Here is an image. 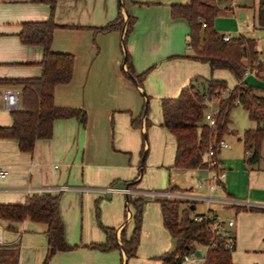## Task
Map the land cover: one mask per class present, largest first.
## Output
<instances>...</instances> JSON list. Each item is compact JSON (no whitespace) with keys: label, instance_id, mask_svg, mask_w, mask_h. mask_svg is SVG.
<instances>
[{"label":"crops","instance_id":"1","mask_svg":"<svg viewBox=\"0 0 264 264\" xmlns=\"http://www.w3.org/2000/svg\"><path fill=\"white\" fill-rule=\"evenodd\" d=\"M188 3L190 0H58L55 22L59 28L54 32L52 50L74 55L75 69L72 82L57 87L55 103L61 108L85 111L87 125L84 127L75 118L56 121L53 138L38 141L32 154L23 153L15 139H0V167L10 172L9 177L0 179V204L23 205L29 197L40 194V188L57 189L69 184L81 188L78 192L54 193L61 195L67 241L75 249L58 252L48 264H124L128 257L123 249L105 252L91 246L105 243L109 229L116 231L120 244L125 227L127 237L131 236L128 231L133 215L129 208L130 196L145 199L146 207L156 205L161 216L158 229L166 230L158 200L167 198L169 193L189 197L194 203V212L197 202L204 203L205 211L195 216L213 212L226 224L234 219L235 226L237 218L246 220L251 237H244L241 219L234 230V253L241 244L246 252L243 253L244 264H264V157L259 169L247 166L250 152L245 149L244 135L231 131L225 137L229 148L221 149L218 157L219 171H223L224 176L214 189L202 183L207 187L205 195L193 194L191 190L173 192V184L165 191L141 188L143 149L148 147V134L153 145L161 144L168 149L169 153L161 159L165 174L167 171L205 172L208 181L215 176L207 168L182 170L174 167L176 139L164 127L161 109L163 99L177 98L195 78L202 77V66L207 64L187 58L193 55L188 47L189 24L171 15L173 4ZM120 11L125 20L121 30L110 33L97 30L115 21ZM128 14L135 17L137 23L125 46ZM50 15L49 5L34 0H0V80L41 76L43 49L24 45L19 35L24 23L44 22ZM247 15V11L241 12V17ZM254 27L258 28L255 22ZM258 49L262 58L259 42ZM127 53L131 55L136 75L152 69L143 87L128 74ZM254 77L258 78L255 70L246 76L245 82L249 84ZM15 88L14 84H0L3 94ZM147 104L155 110L161 109L160 117L149 115V128L144 115ZM135 120L139 125L133 124ZM13 123L11 112L0 111V127H10ZM232 137L239 150L245 152L244 160L224 156L223 151L235 150L228 142ZM145 168L144 164V171ZM135 183L139 184L133 187ZM85 189L94 190V193L85 195ZM87 199L92 211L93 202L94 205L105 202L110 206L117 201L121 206L109 217L112 221L104 217V221L101 217L99 220L97 214L95 220L91 217L87 220L82 211ZM10 226L14 230H9ZM47 231L46 224L31 220L21 224L0 221L3 235L0 247L18 248L19 264H45L49 252ZM157 264L162 263L158 261Z\"/></svg>","mask_w":264,"mask_h":264},{"label":"trees","instance_id":"2","mask_svg":"<svg viewBox=\"0 0 264 264\" xmlns=\"http://www.w3.org/2000/svg\"><path fill=\"white\" fill-rule=\"evenodd\" d=\"M34 2L49 5L50 18L44 22L24 23L19 36L24 45L43 49L44 57L40 63L42 74L38 78L0 80V84H14L22 92L21 108L11 112L14 123L10 127H0V139L17 140L20 150L29 154L34 153L38 141L53 138L56 121L75 118L84 127L88 122L85 111L61 108L55 103L57 87L70 84L75 69L74 55L55 53L52 50L54 32L59 28L55 22L58 0H34ZM247 2L249 0H190L188 4H173L171 7L172 18L186 20L190 27L188 47L193 55L187 58L209 64L213 72L229 70L238 82L236 88L230 90L225 80L197 77L177 98L162 100L164 127L174 136L177 144L175 168L182 170L208 168L207 153L211 147H218L231 133V114L239 105L248 112L251 121L257 124L256 128L247 130L243 137L245 149L250 152L246 163L251 169L260 168L264 144V95H259L256 87L245 82L247 74L254 70L257 77L264 81V62L261 61L258 41L242 34L225 41L226 35L219 33L215 28V22L222 12L220 3L231 4V9L235 10L239 7L248 8ZM234 3L237 4L236 7H233ZM128 15L125 46L128 45L137 23L135 17ZM124 24L125 20L120 11L115 21L97 30L110 33L121 30ZM255 24L259 29L264 30V0H259ZM126 57L128 74L137 80L140 87H143L152 69L142 75H136L131 65V55L127 53ZM212 100H219L215 128H211L206 121L208 104ZM144 115L147 117L146 124L149 128L151 126L149 104ZM133 124L139 125L137 120ZM145 153L144 147L143 156ZM219 154L220 150H217L215 156L217 161ZM215 171L220 172L219 164L215 167ZM138 184L135 183L133 187ZM171 191L183 192L178 186L171 187ZM158 202L161 205L164 227L175 242V250L165 253L158 259L162 264H184L186 255H192L199 247L206 248L212 243V247L205 253L203 264H233L235 248L230 250L227 247L226 237L217 236L214 232L213 227L218 217L213 212L195 216L192 202L169 198L160 199ZM129 205H133L135 209L132 215L134 230L131 236L127 237V227H125L120 244L116 231L109 229L107 241L103 244H94L92 248L105 252L123 249L128 260L137 257L146 200L130 196ZM198 217H202L203 220H197ZM27 220L48 226L49 252L45 264H48L58 252L75 249L67 241L66 225L61 214V195L34 194L23 205L0 204V221L21 224ZM9 230H14V227L10 226ZM19 261L18 248L0 247V264H19Z\"/></svg>","mask_w":264,"mask_h":264},{"label":"rangeland","instance_id":"3","mask_svg":"<svg viewBox=\"0 0 264 264\" xmlns=\"http://www.w3.org/2000/svg\"><path fill=\"white\" fill-rule=\"evenodd\" d=\"M247 3L249 6L248 8L242 9L239 7L235 8V10L231 9V4L220 3L222 12L217 18L215 28L219 33L224 34L226 36L230 35L232 37H235L240 35V33H243L246 37L257 39V41L259 42L260 49L263 52L261 59L264 62V30H260L259 28L254 27V22L256 23L257 19L259 0H249V2ZM244 10L247 11L248 15L246 17H241V12H243ZM202 69L204 70H202V73L200 74L202 78L204 77L209 80H225L228 83L230 90L235 89L238 84L235 76L229 70H218L213 72L211 67L207 64L203 65ZM253 83H258V85H252ZM249 85L256 87L258 89L257 93L259 95H264L263 80L258 79L256 77L251 78V80L249 81ZM149 106L151 118L154 116H156V118L161 116L160 107L155 110V108L151 104ZM256 127L257 124L251 121L248 112L241 105H239L232 111L230 125L231 131L236 132V134L240 136H243L247 130ZM147 137L148 147L145 150V152L148 153V157L145 162V167L147 166V169L145 168L144 171L143 182L141 184L142 189L147 191H165L170 188V184H173L172 186H178L184 192L191 190L192 193L196 195H205L207 193V187H203L202 183L205 186H207V184L209 183L208 173H170L167 171V173L165 174L164 170L161 169V159L163 155L169 153L168 149L162 148L161 144L156 145L154 143L153 145V141L151 140L150 134H148ZM228 142L233 144L235 150L233 152L223 151L224 156L232 159L239 158L244 160V158H246L245 152H241L239 150L240 148L237 145L235 137H232ZM262 155L264 157V144L262 149ZM153 166H155V169H151ZM68 186L70 187V189L68 190L69 192L81 191V188H79L77 185L69 184ZM93 191L94 190L85 189V195L93 194ZM181 197L182 196L180 195H176L175 199L188 202L191 201L189 197ZM119 205L121 206V204L117 203V201L111 203L110 206H108L105 202H97L96 205H94L93 202L92 208L94 209V211H92L89 200L87 199L82 210L83 218L85 219L86 217V219L88 220L91 217L95 220L97 214L99 220L101 217L102 221H104V217L105 220L112 221V219H110L109 217L113 215L114 211H117ZM129 208L133 213L135 210L134 206L129 205ZM205 208L206 205L204 203L197 202V210L195 211V213L202 214L205 211ZM160 217V211L156 205L146 207V212L144 213V226L141 234V246L139 247L137 255L138 258H132L131 260L125 259L124 264H157L159 261L157 258L159 256H163L165 253L173 252L175 250V242L170 237L169 233L164 228H161L160 230L158 229V223L161 221ZM241 219L240 217L239 219L237 218L235 228L231 229L232 239L234 238L233 236L235 234V231L237 230V224H239V221H241ZM242 222L244 223V237L248 239L251 237L252 231H250V229L248 228V223L246 222V220L243 219ZM133 230L134 223L132 222L129 225L128 231L132 233ZM5 242L7 241L5 240ZM243 253H246L245 248L240 244L237 249V252L233 255V264H244Z\"/></svg>","mask_w":264,"mask_h":264},{"label":"built area","instance_id":"4","mask_svg":"<svg viewBox=\"0 0 264 264\" xmlns=\"http://www.w3.org/2000/svg\"><path fill=\"white\" fill-rule=\"evenodd\" d=\"M236 6L237 4L234 3L233 7H236ZM231 39H232V36L230 35L224 37L225 41H230ZM252 72L253 71H250L247 75H250ZM21 96H22V92H21V89L18 87L5 92L4 94L0 92V111L5 110L7 112H14V111L19 110ZM208 105L209 107H208L207 114H206V121L211 128H215L216 127V116L219 113V109H218L219 100H212L209 102ZM224 148H229V144L226 141H222L218 145V147H211L209 152L207 153L206 162L209 165L208 170L213 171L215 173V176L212 177L208 183L210 189H214L219 179L224 176L223 171H220L219 173L215 171V167L219 164V158H218V161L215 160L216 151L224 149ZM9 175H10V172L8 169L0 167V179H6L7 177H9ZM69 189H70L69 186H62L57 189L40 188L39 193L40 194H43V193H53L54 194L55 192L62 193V192L68 191ZM28 191L31 192L30 189ZM175 196L176 195H174L173 193H169L166 195V197L169 199H175ZM196 219L199 221L203 220L202 217H198ZM234 226H235L234 219H230L227 222V224L224 221L218 219L215 221V224L213 227V230L217 236L226 237L227 247L230 250H233L235 248L234 239H232V236H231V229ZM2 243H3V235L0 233V244ZM212 245L213 243L211 244V246H207L206 248H200V247L198 248L197 251H200L202 253L201 257H198L196 255L197 251L192 255H186L184 257V264H203L205 261V253L212 247Z\"/></svg>","mask_w":264,"mask_h":264},{"label":"water","instance_id":"5","mask_svg":"<svg viewBox=\"0 0 264 264\" xmlns=\"http://www.w3.org/2000/svg\"><path fill=\"white\" fill-rule=\"evenodd\" d=\"M242 17H243V16H242ZM125 61L127 62V57L125 58ZM131 78L133 79V81H134L135 83H137V80H136L134 77H131ZM147 154H148V153L146 152L145 155H144V157H143L142 173L144 172L143 168H144V163H145V161H146ZM192 209L195 210V207H192ZM196 255H197L198 257H201V256H202V253H201L200 251H197V252H196Z\"/></svg>","mask_w":264,"mask_h":264}]
</instances>
